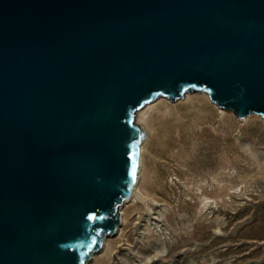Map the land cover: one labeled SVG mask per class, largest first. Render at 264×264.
<instances>
[{
  "label": "water",
  "instance_id": "water-1",
  "mask_svg": "<svg viewBox=\"0 0 264 264\" xmlns=\"http://www.w3.org/2000/svg\"><path fill=\"white\" fill-rule=\"evenodd\" d=\"M194 90L264 118V0H0V264H86L139 175L137 112Z\"/></svg>",
  "mask_w": 264,
  "mask_h": 264
},
{
  "label": "rangeland",
  "instance_id": "rangeland-1",
  "mask_svg": "<svg viewBox=\"0 0 264 264\" xmlns=\"http://www.w3.org/2000/svg\"><path fill=\"white\" fill-rule=\"evenodd\" d=\"M203 92L137 112L141 186L119 235L86 263L264 264V118Z\"/></svg>",
  "mask_w": 264,
  "mask_h": 264
},
{
  "label": "bare ground",
  "instance_id": "bare-ground-1",
  "mask_svg": "<svg viewBox=\"0 0 264 264\" xmlns=\"http://www.w3.org/2000/svg\"><path fill=\"white\" fill-rule=\"evenodd\" d=\"M203 93L207 94L206 92H203ZM198 94H201V93H198ZM188 95H189V93H188ZM203 96H205V95H203ZM162 98H165V97H162ZM165 99H167V98H165ZM139 118H140L139 121L138 120L137 121L140 123L142 121V119L144 120L145 117L141 116ZM144 131H145V136H146V130L144 129ZM145 136H144V138H145ZM144 146H145V144L143 142L142 145H141V148H140V169H139V175H138V177L136 179V182L133 185L131 194L123 201V203L121 204L120 209H119L120 221H119V223L117 224L116 228L113 231L105 233L103 235L101 245L96 250H94L92 252L91 260H92L93 257L96 256V254L99 251H103L106 247H108L109 244L111 245L110 240L113 239L114 237H116V235H119V232L121 231V224L124 223V221H125V215H126V209L125 208H126L127 204L130 201H133L135 199L134 197L137 194L136 192H138V188L141 186V183H142L141 181H142L143 169H144V156H143L144 155ZM91 260H89V261H91ZM86 264H90V262H87Z\"/></svg>",
  "mask_w": 264,
  "mask_h": 264
}]
</instances>
